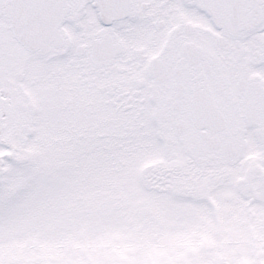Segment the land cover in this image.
<instances>
[{"label": "snow or ice", "instance_id": "6c2138e0", "mask_svg": "<svg viewBox=\"0 0 264 264\" xmlns=\"http://www.w3.org/2000/svg\"><path fill=\"white\" fill-rule=\"evenodd\" d=\"M0 264H264V0H0Z\"/></svg>", "mask_w": 264, "mask_h": 264}]
</instances>
